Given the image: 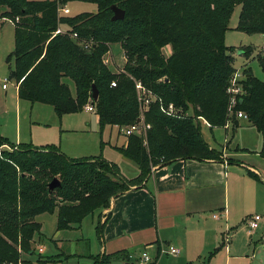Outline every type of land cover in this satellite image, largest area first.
Listing matches in <instances>:
<instances>
[{"label":"trees","instance_id":"trees-1","mask_svg":"<svg viewBox=\"0 0 264 264\" xmlns=\"http://www.w3.org/2000/svg\"><path fill=\"white\" fill-rule=\"evenodd\" d=\"M71 1L93 3L97 11L58 17L57 3ZM112 5L124 10L123 19L111 20ZM3 6L0 17L18 18L8 61L13 60L9 77L19 98L49 104L58 116L92 104L101 131L138 118L149 126L144 135H129L125 145L115 146L137 164L133 178L102 157L69 158L55 144L0 148V264H21L22 253L33 254L31 242L41 228L35 217L41 213L57 211V229H71L94 210L107 208L112 198L144 184L153 167L178 159L222 160L204 140L198 118L210 128L235 127V112L243 111L262 136L264 156V78L245 70L244 92L230 106L229 79L236 68L233 46L225 43L236 6L235 29L264 36V0H0ZM59 26L66 30L53 35ZM112 43L121 45L125 57L119 73L103 62ZM166 45L171 53L164 56ZM251 52L245 47L242 53L249 58ZM255 56L264 73V56ZM137 81L156 98L146 109L137 98ZM160 101L173 102L182 114L166 115ZM189 109L193 115H184ZM4 144L12 143L0 135V147ZM54 177L60 186L49 191ZM103 223L98 219V237ZM114 256L98 254L92 264H110Z\"/></svg>","mask_w":264,"mask_h":264},{"label":"rangeland","instance_id":"rangeland-1","mask_svg":"<svg viewBox=\"0 0 264 264\" xmlns=\"http://www.w3.org/2000/svg\"><path fill=\"white\" fill-rule=\"evenodd\" d=\"M66 4L70 12L64 14V16H72L80 12L95 13L97 11L96 5L89 2L76 1ZM5 10L6 7H0V14ZM238 15L239 6H236L230 16L228 28L225 32V43L228 46H233L232 55L234 56L235 68L243 73L245 70H249L254 77L262 80L264 73L260 61L255 55L263 39L258 34H248L236 30ZM0 19L15 21V18L7 16L0 17ZM6 26L10 27L8 23ZM63 30L66 29L63 28ZM2 35L3 33H0V37ZM6 41L10 45L8 36L3 35L0 45V99L3 97L2 80L7 78L9 100L10 95L15 91V80L10 79L8 75L9 69L5 61V54H7L9 47ZM245 47L252 48L249 58L239 54L241 51L243 55L242 52ZM110 50V54H105V57L109 58L107 65L112 71L119 73L125 64L122 47L119 43H112L110 44ZM168 50L167 46L162 48L164 56H167L166 52ZM63 80L68 85L70 84L72 90L73 82L66 78ZM22 105L24 106L21 110L20 124L19 121L17 122L14 119V111H10L3 121L0 118V135L8 139L9 142L16 139L19 141L20 139L22 143L34 147H40L46 143L55 144L59 146L64 155L75 159L102 157L117 165L119 172L126 174V176H131L130 170L137 167L134 161L123 156L114 147L116 143L121 145L126 138L121 134L120 128L118 126H106L101 131L94 111L82 109L78 112L58 116L53 106L49 104L26 100L22 102ZM140 115L142 118V114ZM188 115H193L191 109L188 110ZM140 121L143 123V119H140ZM231 126L229 123L226 128H210L199 121L200 132L204 140L210 147L218 150L221 157L223 156L222 145L226 144L228 152L236 156L239 161L255 164L254 166L259 167L264 173V164L259 162L262 148V137L259 131L243 119H240L235 127ZM13 144H4L0 148L9 151L21 148V146ZM241 192L248 199L247 204L244 203L241 207H231L230 211L235 213L230 216V219L228 218L229 220H225L224 217L221 219L220 227L223 232L219 233L218 242L210 252L195 249L189 256L192 258L190 259L184 256V252L176 256L167 253V246L163 247L156 255H153V251H151L153 253L150 252L155 259L154 264H188V262L192 264H264V220L252 233L251 238H248L249 233L246 225L247 221L245 220L248 214H258L264 218V193L261 196L263 200L261 203L253 202L251 204L249 195L256 194V192L249 188ZM87 217L81 227L75 226L71 229L58 230L57 211L37 215L35 220L40 222L41 228L38 233L34 234L31 242L34 252L33 254L22 253L21 257L24 261L21 264H91V259L100 252L102 237H98L96 231L99 219L96 212L92 215L89 214ZM39 246L43 248L41 252L37 250ZM142 251L143 248L141 247L135 250L132 249L129 258L124 254L115 255L111 258L110 264H140L139 259L135 256ZM196 253L199 254L195 255Z\"/></svg>","mask_w":264,"mask_h":264},{"label":"crops","instance_id":"crops-1","mask_svg":"<svg viewBox=\"0 0 264 264\" xmlns=\"http://www.w3.org/2000/svg\"><path fill=\"white\" fill-rule=\"evenodd\" d=\"M5 20L0 19V33L8 36L10 42L9 45L6 41L9 50L5 54V61L10 71L12 60L8 61V56L14 48L15 25L9 19ZM7 23L10 27L6 26ZM2 37H0V45ZM166 46L169 49L166 53L169 55L171 48L169 45ZM239 54L243 56L241 51ZM2 90L1 120L3 121L10 111H14V119L20 124L21 110L24 106L22 102L26 100L19 98L16 81L15 91L10 95L9 100L8 85ZM72 91H74V85ZM96 118L98 121L97 115ZM198 119L209 126L202 118ZM240 119L247 121L245 118H236L237 123ZM227 125L222 127L226 128ZM10 142L16 145L26 144L22 143L20 139ZM123 144H126V138L121 143V145ZM45 145H49V143L42 144L40 147ZM121 145L115 144V146ZM222 153V160L178 159L153 167L144 184L132 186L112 198L107 208L94 210L92 214L96 212L99 220L104 222L98 254H124L129 258L132 249L141 247L149 253L153 251L154 253H151L156 255L163 247L167 246L179 248V254L184 252V256L187 257L195 249L210 252L217 244L219 233L222 231L221 219L223 217L225 220L230 219V216L235 213L230 211L231 207H241L244 203L247 204L248 199L241 191L249 188L256 192V194L249 195L251 204L253 202L261 203L263 201L261 196L264 193V173L259 167L239 161L236 156L228 152L226 144L222 145ZM260 157L259 162L264 164V156ZM229 159H233V161ZM130 171L131 176L121 174L126 178H133L138 175L139 168L138 166L133 167ZM246 216L245 220L247 221L251 214ZM260 216L258 227L264 220L263 216ZM86 218L88 217L84 218L80 227ZM247 229L248 238H251L256 229H250L248 225ZM139 253L135 257L138 258ZM197 254L199 253L195 255ZM90 263L92 264V262Z\"/></svg>","mask_w":264,"mask_h":264},{"label":"built area","instance_id":"built-area-1","mask_svg":"<svg viewBox=\"0 0 264 264\" xmlns=\"http://www.w3.org/2000/svg\"><path fill=\"white\" fill-rule=\"evenodd\" d=\"M69 13V8L67 6V4H63V3H57V14L58 17H60V15H64V14H68ZM18 18H15V21H17ZM11 22H13L12 20H10ZM14 21V22H15ZM59 33H64L63 28H61L60 26L53 32V35L59 34ZM73 37H76L77 35L75 33H72ZM262 42L261 45L257 48V53L264 55V36L262 37ZM89 43L86 42L85 47L88 48ZM108 53V52H107ZM106 53V54H107ZM103 62L105 64H107L109 62V58H106L104 56L103 58ZM245 74L239 70V69H235V71L232 73L230 79H229V86H228V92L231 95L230 98V106H234L237 102L238 97H240V95L243 94V89H242V83L241 81L245 78H243ZM7 83H8V79L4 78L2 80V88H6L7 87ZM115 81L111 82L112 86H115ZM136 90H137V98L138 101L140 102V106L142 107V109H146L149 106V103L152 102L153 100H155V96L147 89L145 88L140 82H136L135 84ZM84 109L88 110V111H94V107L92 104H87ZM160 109L163 111V113H165L166 115L169 116H179L182 114V109L178 108L173 102H169L167 104H163L160 101ZM184 115H188V111L183 113ZM235 116L236 118H245L247 119V115L241 111L238 110L235 112ZM149 125H144L141 121H136L135 123H132L130 125L127 126H122V127H118L120 128V132L122 135H124L125 137L135 134V135H139L142 136L145 133L146 128H148ZM261 220V216L258 214H254L251 215L248 219H247V225L250 229H256L258 227V223ZM228 236L226 235V238ZM228 240V238H227ZM226 240V241H227ZM42 247L39 246L38 251L41 252L42 251ZM180 252L179 248L174 247V246H169L167 249V253L171 254V255H178ZM138 259L140 264H154L155 259L151 256V254L146 251L143 250L141 253H139L138 255Z\"/></svg>","mask_w":264,"mask_h":264},{"label":"water","instance_id":"water-1","mask_svg":"<svg viewBox=\"0 0 264 264\" xmlns=\"http://www.w3.org/2000/svg\"><path fill=\"white\" fill-rule=\"evenodd\" d=\"M111 9L113 11V15L111 17V20L115 21V20H119V19L124 18L125 12L123 9L117 7L116 5H112ZM97 96H98V91H97L96 86L93 84L92 85V100L96 101ZM137 121H140V119L138 118ZM58 186H60V180L58 178L54 177L48 183V190L52 191L55 187H58Z\"/></svg>","mask_w":264,"mask_h":264}]
</instances>
